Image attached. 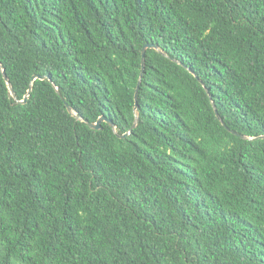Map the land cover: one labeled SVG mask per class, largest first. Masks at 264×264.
<instances>
[{"label":"trees","instance_id":"obj_1","mask_svg":"<svg viewBox=\"0 0 264 264\" xmlns=\"http://www.w3.org/2000/svg\"><path fill=\"white\" fill-rule=\"evenodd\" d=\"M0 62V264H264V0H0Z\"/></svg>","mask_w":264,"mask_h":264},{"label":"water","instance_id":"obj_2","mask_svg":"<svg viewBox=\"0 0 264 264\" xmlns=\"http://www.w3.org/2000/svg\"><path fill=\"white\" fill-rule=\"evenodd\" d=\"M148 48H154V49L159 50V48H158L157 46H154V45H147V46H145V48L143 49V59H142L143 71H144V69H145V54H146V51H147ZM0 69H2V72H3L4 78H5L6 82H7V85H8V87H9L10 91H11V94L15 97L16 95H15V92H14L13 86H12V84H11L9 78L7 77V74H6L5 70L3 69L1 62H0ZM36 79H42V80H43V79H45V77L35 76V77H34V80H36ZM140 85H141V81L139 82V84H138V88H137V91H136V104H137V106H136V110H137V108H138V102H137V99H138V92H139V89H140ZM54 87L56 88V90H58V88L56 87L55 84H54ZM31 91H32V88H30V90H29L28 94L26 95L25 99H24L23 101H19V102L25 104V103L27 102V100L29 99V97H30ZM214 109H215V113H216L217 117L220 118V116H219V112H218V110H217V108H216L215 105H214ZM68 111H69L71 114L76 115L75 112L73 111V109H72L71 107H68ZM103 122H107V123H109V124L111 125V127H112L114 130H116V126H115L110 120H108V119H107L106 117H104V116L101 117V118L97 121V123H89V122L87 121V124H88L89 127H90L91 129H93V130H101V129H102V123H103ZM136 125H137V122L135 123V125L133 126V128L131 129V131H130L129 133H127V134L121 136V138H124V137H127L128 135H130V134L132 133L133 129L136 128ZM262 138H264V137H262Z\"/></svg>","mask_w":264,"mask_h":264}]
</instances>
